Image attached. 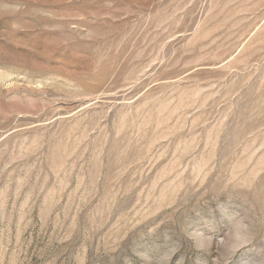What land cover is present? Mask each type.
Masks as SVG:
<instances>
[{
    "label": "rangeland",
    "instance_id": "obj_1",
    "mask_svg": "<svg viewBox=\"0 0 264 264\" xmlns=\"http://www.w3.org/2000/svg\"><path fill=\"white\" fill-rule=\"evenodd\" d=\"M0 264H264V0H0Z\"/></svg>",
    "mask_w": 264,
    "mask_h": 264
}]
</instances>
